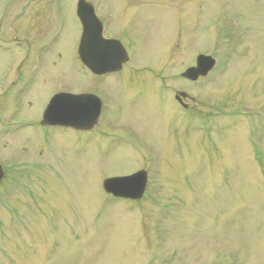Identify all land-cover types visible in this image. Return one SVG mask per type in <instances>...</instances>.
<instances>
[{
    "label": "rangeland",
    "instance_id": "obj_1",
    "mask_svg": "<svg viewBox=\"0 0 264 264\" xmlns=\"http://www.w3.org/2000/svg\"><path fill=\"white\" fill-rule=\"evenodd\" d=\"M79 1L6 0L9 81L32 67L19 105L0 100V264H264V0H86L128 51L123 77L78 58ZM202 54L218 66L183 81ZM58 91L106 99L104 118L43 129ZM139 170L142 200L106 194Z\"/></svg>",
    "mask_w": 264,
    "mask_h": 264
},
{
    "label": "water",
    "instance_id": "obj_2",
    "mask_svg": "<svg viewBox=\"0 0 264 264\" xmlns=\"http://www.w3.org/2000/svg\"><path fill=\"white\" fill-rule=\"evenodd\" d=\"M78 17L83 25V34L79 46V58L83 65L97 75L119 72L123 64L129 61V56L123 45L116 40H106L102 37L103 28L95 11L86 0L78 4ZM197 65L183 72V77L196 81L208 76L216 66L213 57L201 55L196 60ZM187 94H180L186 96ZM101 100L94 95L58 94L51 99L46 108L42 125L70 127L75 130L87 131L94 128L102 110ZM6 176L0 163V183ZM148 174L139 171L128 177L109 178L103 186L107 194L116 198L140 200L147 188Z\"/></svg>",
    "mask_w": 264,
    "mask_h": 264
},
{
    "label": "flooded vegetation",
    "instance_id": "obj_3",
    "mask_svg": "<svg viewBox=\"0 0 264 264\" xmlns=\"http://www.w3.org/2000/svg\"><path fill=\"white\" fill-rule=\"evenodd\" d=\"M11 3H7L6 2V0H4V2L2 1V6H1V9H0V55H5L6 56V58H8V69H7V72L8 73H5V75H4V77L2 78L3 79V81L4 82H7L6 83V87L4 88L5 90L3 91V93L1 92L0 93V100L3 102V100H4V102H5V104L7 105V104H9L10 106H12V107H14V106H16V104L17 105H19V103H20V101L18 100V97L20 96V94H26V92H27V87L31 84V83H28V81H29V78H28V76H27V74L30 72L29 70H30V67H32V66H30V64L28 65V67L25 69V73H24V76H21L20 78H19V80H18V78L16 77L15 79H13L12 81H9L10 80V78L13 76H15V73L16 72H14L15 70H14V62H13V57H12V55H13V53L14 52H12V49H11V39L12 38H10V37H7V33H6V31H7V21H8V17L10 16V13H9V5H10ZM96 16H97V18H99V20H100V22H101V25H102V28H103V37L104 38H106L107 40H112V39H114V40H118V41H120L121 42V44H123V46H124V43H123V41L121 40V38H117V37H106L105 35V33H106V22H105V18H103V17H98V15H97V8H96ZM79 22H80V25H81V29H82V23H81V21H80V19H79ZM50 31H52V30H50ZM53 34V33H52ZM44 42V41H43ZM43 42H42V44H40L39 45V43H38V45L36 46V48L35 49H37V51H41L40 53L39 52H35V55H43L45 52L47 53V49H48V47L45 45H43ZM79 47V46H78ZM77 47V48H78ZM125 47V46H124ZM9 55L11 56V58L9 57ZM37 56V57H38ZM79 58V57H78ZM2 59H3V57H2ZM196 65V64H195ZM124 66V65H123ZM194 66V65H193ZM192 66V67H193ZM189 68H191V67H189ZM188 69V68H187ZM114 75H118V76H121V77H123V71H120V72H114V73H111V74H105L104 76H114ZM183 75V74H182ZM182 75H181V79L183 80V81H186V82H188V83H192V84H194V83H199L200 81H203V79H199L198 81H196V82H190L189 80H187V79H185L184 77H182ZM8 76V77H7ZM94 76H97V77H104V76H98V75H96V74H94ZM107 79V78H106ZM1 82V81H0ZM0 88H2V84L0 83ZM31 88V87H30ZM29 88V89H30ZM1 90V89H0ZM65 93H67V94H72V93H70V92H60V91H58V92H56V94H54L49 100L51 101V99L53 98V97H55L56 95H58V94H65ZM180 93H184V92H177V94H176V101L181 105V107L183 108V110H186V111H190V110H192V108L194 107V105H195V99L193 98V97H191L188 93H187V95L186 96H181L180 98H177L179 95H180ZM186 93V92H185ZM76 95H85V94H92V95H96V94H93V93H91V92H85V93H75ZM75 94H72V95H75ZM97 97H99L98 95H96ZM101 98V97H100ZM19 102H18V101ZM17 101V102H16ZM50 101H48V103L50 102ZM101 101H102V110H101V112H100V115H99V119H98V121H97V124H99V122H101V120L104 118V112H105V106H106V99L105 100H103V99H101ZM22 102H24V101H22ZM21 102V103H22ZM191 103L193 104V105H191ZM1 104V103H0ZM48 105V104H47ZM47 107V106H46ZM45 111L43 112V115H42V119H43V117H44V114L46 113V109H44ZM41 119V121H40V123H39V125L43 128V129H55V128H57V127H60V128H63V129H68V128H70V127H63V126H50V125H47V126H44V125H42V120ZM97 124L94 126V128H96V126H97ZM260 127L262 126V125H259ZM93 128V129H94ZM259 128V127H258ZM257 128V132H258V129ZM70 129H73V128H70ZM73 130H75V129H73ZM92 130V129H91ZM76 131V130H75ZM78 131H80V132H87V131H90V130H87V131H82V130H78ZM263 157V155L262 154H260V153H256V154H254V156H253V159H255V161L257 162H262L261 161V159H264V158H262ZM3 167H4V165H3ZM4 170L6 171V176H5V178H4V180L8 177V173H9V171H7V169H6V167H4ZM262 171V174L264 175V169L263 170H261ZM4 180H3V182H4ZM2 182V183H3ZM125 201H127V200H125ZM131 201V200H130ZM132 202H134V201H132Z\"/></svg>",
    "mask_w": 264,
    "mask_h": 264
}]
</instances>
